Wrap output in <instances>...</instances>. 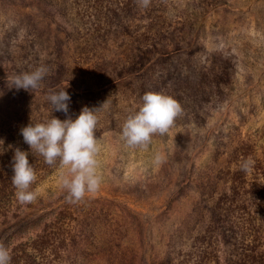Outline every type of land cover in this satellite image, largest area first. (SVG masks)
Listing matches in <instances>:
<instances>
[{
	"label": "rangeland",
	"instance_id": "374dc122",
	"mask_svg": "<svg viewBox=\"0 0 264 264\" xmlns=\"http://www.w3.org/2000/svg\"><path fill=\"white\" fill-rule=\"evenodd\" d=\"M147 8L150 18L129 19L132 28L124 35L74 38L44 4L0 0V119H75L84 106H101L96 136L103 182L79 202L96 207L102 228L132 245V264H154L164 254L172 234L194 213L203 184L221 176L234 151L264 154V0H150ZM154 21L161 34L141 37ZM167 52L170 60L153 64ZM41 65L50 71L39 88L11 85L18 73ZM166 65L176 70L164 80ZM186 78L198 84L185 88L193 96L183 103L171 94L182 113L168 132L153 135L146 146H127L122 126L143 95L166 93L172 80L182 86ZM65 87L68 114L53 110L48 99ZM60 172L58 164L38 184L32 202L37 212L68 200ZM14 230L0 224V242Z\"/></svg>",
	"mask_w": 264,
	"mask_h": 264
},
{
	"label": "trees",
	"instance_id": "16d2710c",
	"mask_svg": "<svg viewBox=\"0 0 264 264\" xmlns=\"http://www.w3.org/2000/svg\"><path fill=\"white\" fill-rule=\"evenodd\" d=\"M32 1L47 6L74 38L118 37L126 30L131 31L129 19L150 18L148 8L142 7L138 0L125 3L122 0ZM105 1L110 5L106 6ZM151 17L153 21L155 18ZM158 24L151 22L140 36L157 37L162 32ZM168 60L167 52L154 58L153 64ZM98 61L90 60L89 66ZM164 68H167L164 80L176 70L169 65ZM157 80L163 82V76ZM186 81L178 86L172 80L166 93L177 94L176 98L183 103V99L193 96L185 88L198 84L197 79L186 78ZM6 110H11L9 114L14 112L11 106ZM29 123L22 119L14 122L0 119V132L10 135L0 136L3 141L0 145L3 148L0 149L3 150L0 152V224L15 228L3 242L11 248V264H132V245L121 240L117 231L102 228L104 221L96 213V207L67 200L50 210L37 212L36 204L18 202L11 181L16 148L29 153V162L37 174L33 190L59 164L57 161L49 166L42 156L31 152L21 134V129ZM99 132L98 122L96 135ZM215 156L218 159L220 155ZM249 159L253 161L252 166L242 170V164ZM226 162L227 166L220 169L221 176L215 180L208 178L203 184L194 213L175 230L164 254L154 264H264V172L260 170L264 169V154L259 158L255 152L236 150ZM31 216L32 219L24 222Z\"/></svg>",
	"mask_w": 264,
	"mask_h": 264
},
{
	"label": "clouds",
	"instance_id": "9594fccd",
	"mask_svg": "<svg viewBox=\"0 0 264 264\" xmlns=\"http://www.w3.org/2000/svg\"><path fill=\"white\" fill-rule=\"evenodd\" d=\"M138 2L144 8L150 4V0ZM49 71L47 66L41 65L34 70L18 73L11 85L17 90L37 89ZM66 87L51 93L48 99L53 110L68 114L71 96L65 90ZM100 107L84 106L75 119L68 116L61 120L52 116L45 122H30L21 129L23 140L34 155L42 156L49 166L59 161V184L67 190L69 203H77L86 194L96 193L103 182L97 159L100 146L96 136ZM181 113L182 106L173 96L162 91H148L142 97L139 110L129 115L124 122L121 137L129 147L146 146L153 135L166 134ZM2 144L3 141L0 140V145ZM161 159L158 156L157 162H161ZM252 164L253 161L246 160L241 169L247 171ZM12 168L11 181L16 189L18 202H34L39 192L32 189L37 174L33 164L29 162V153L16 148ZM11 261V248L0 242V264H11Z\"/></svg>",
	"mask_w": 264,
	"mask_h": 264
}]
</instances>
